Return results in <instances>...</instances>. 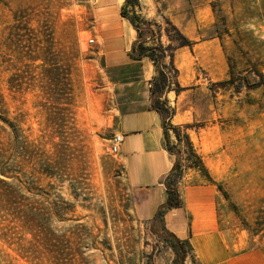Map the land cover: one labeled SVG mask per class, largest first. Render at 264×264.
<instances>
[{"label": "rangeland", "instance_id": "rangeland-1", "mask_svg": "<svg viewBox=\"0 0 264 264\" xmlns=\"http://www.w3.org/2000/svg\"><path fill=\"white\" fill-rule=\"evenodd\" d=\"M209 4L200 39L215 42L190 71L178 69L181 89L166 93L171 123L207 174L177 144L182 206L164 221L188 236L221 234L234 258L264 261V0ZM102 5L0 0L2 178L20 211L15 219L0 208V264H149L152 247L153 264L174 259L135 215L136 192L110 150L118 110L97 39ZM160 27L147 25L144 37L175 47L173 25ZM31 207L34 223L23 212ZM192 253L185 264L200 263Z\"/></svg>", "mask_w": 264, "mask_h": 264}, {"label": "crops", "instance_id": "crops-1", "mask_svg": "<svg viewBox=\"0 0 264 264\" xmlns=\"http://www.w3.org/2000/svg\"><path fill=\"white\" fill-rule=\"evenodd\" d=\"M101 1L102 29L97 39L101 42L103 66L116 90L118 117L115 132L123 134L118 161L125 179L137 195L135 215L139 220L148 222L165 200L161 179L171 169L174 155L164 148L160 116L150 110V81L156 74L155 67L147 57L137 60L129 57L137 33L129 20L120 14L125 0ZM131 10L148 21L151 29L161 30V21L165 20L192 42L191 46L178 47L174 51L173 63L181 75V66L190 71L200 55L197 51L215 42L214 39H200L201 20L210 12L209 0H139V5ZM147 25L141 26L143 31ZM145 39L147 44H155L150 36ZM172 92H167V98L171 99ZM165 226L177 237L190 240L201 264H264L257 257L234 258L232 251H227L226 245L221 242V234L202 230L192 231L188 236L186 232L174 230L166 221Z\"/></svg>", "mask_w": 264, "mask_h": 264}, {"label": "trees", "instance_id": "trees-1", "mask_svg": "<svg viewBox=\"0 0 264 264\" xmlns=\"http://www.w3.org/2000/svg\"><path fill=\"white\" fill-rule=\"evenodd\" d=\"M137 5H139V0H125L120 11L121 16L129 20L137 33V38L132 44L129 57L133 60L147 57L152 61L155 67L156 74L150 81V110L155 111L160 116L163 130L164 148L170 155H174L171 169L161 179V182L165 188V200L157 207L151 219H149L146 223L148 224L150 233L155 237V241L161 242L165 247L169 248L174 253L172 264H185V261L188 257L191 260H195L189 239H181L177 237L175 233L167 229L164 221V215L168 210L182 206V200L177 187L178 181L181 177L182 150L180 148L177 150L175 149L177 144H183L184 141L186 146V151H184L186 155L185 159H194L189 164V167L198 168L205 174H207V170L202 162L201 157L193 148L189 135L186 132H181L180 127L171 123L173 110L167 104L166 93L172 89H174L176 92L181 89L177 80L178 69L173 63V54L175 49L182 46H191L192 42L176 27L173 26L180 36L179 42L175 47L168 48V46H163L160 42L155 44H147V40L144 37L141 26H145L149 22L145 21L135 10H131ZM167 56H169L170 59L169 64L166 63ZM0 119H3L1 115ZM171 130L173 131L174 137L177 141L175 144L171 142ZM3 158V143L0 141V208L10 211L11 215L15 219H19L20 211L14 204L16 202L12 200V198L15 197L14 194L16 193V190L13 189L7 191L4 188V184L6 182L2 178V176H4ZM23 212H25V215L30 223L35 222L36 215L33 212L32 207ZM154 250L155 248L152 247L151 252L147 254L149 264H153L151 258L153 256ZM26 251L28 252L30 249Z\"/></svg>", "mask_w": 264, "mask_h": 264}, {"label": "built area", "instance_id": "built-area-1", "mask_svg": "<svg viewBox=\"0 0 264 264\" xmlns=\"http://www.w3.org/2000/svg\"><path fill=\"white\" fill-rule=\"evenodd\" d=\"M89 42H93V39H90ZM123 142V134L115 133L111 139V152L117 154L120 149V145Z\"/></svg>", "mask_w": 264, "mask_h": 264}]
</instances>
